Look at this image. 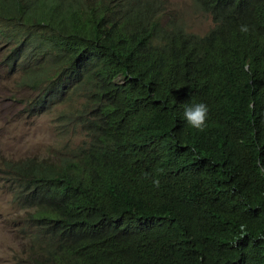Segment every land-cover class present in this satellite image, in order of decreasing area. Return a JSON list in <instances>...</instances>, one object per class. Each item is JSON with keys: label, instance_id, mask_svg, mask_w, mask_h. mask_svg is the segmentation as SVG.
Returning <instances> with one entry per match:
<instances>
[{"label": "trees", "instance_id": "obj_1", "mask_svg": "<svg viewBox=\"0 0 264 264\" xmlns=\"http://www.w3.org/2000/svg\"><path fill=\"white\" fill-rule=\"evenodd\" d=\"M191 1L204 34L162 23L165 0H0V69L33 93L22 112L77 97L58 120L84 133L50 156L0 153L27 241L15 264H264V0ZM222 96L234 120L207 144L182 109Z\"/></svg>", "mask_w": 264, "mask_h": 264}, {"label": "rangeland", "instance_id": "obj_2", "mask_svg": "<svg viewBox=\"0 0 264 264\" xmlns=\"http://www.w3.org/2000/svg\"><path fill=\"white\" fill-rule=\"evenodd\" d=\"M166 9L162 12L163 23L175 20L187 31L203 34L211 26L209 14L197 9L191 0H165ZM0 153L20 158L26 155L50 156L60 145L80 143L84 133L79 129L63 131L58 120V111L76 107L77 97L54 105L48 112L39 116H27L22 112L20 99L33 95L30 88H17L11 79L0 69ZM14 94L12 100L9 95ZM67 128V127H66ZM70 128V127H68ZM5 186V184H3ZM0 184V264H15V256L23 251L22 242L11 231L8 218L16 213L10 203L8 191Z\"/></svg>", "mask_w": 264, "mask_h": 264}, {"label": "clouds", "instance_id": "obj_3", "mask_svg": "<svg viewBox=\"0 0 264 264\" xmlns=\"http://www.w3.org/2000/svg\"><path fill=\"white\" fill-rule=\"evenodd\" d=\"M248 30L249 28L247 25H241L240 31L242 33H247ZM245 69L251 72L250 65L246 64ZM222 78L224 77L222 76L218 78H207L206 80H204L202 84V92L206 89H213V84L220 81ZM234 114L235 106L233 104L227 103V101H225V97L223 96L220 97V103L214 108H210L205 102L198 101L186 104L182 109V119L184 123L191 130L197 133H201L203 141L207 144L212 143L217 134L224 130V119L233 122ZM257 164L259 165L260 171L264 173V164H261L260 161H257ZM154 183L157 186L159 184L158 181H154Z\"/></svg>", "mask_w": 264, "mask_h": 264}]
</instances>
